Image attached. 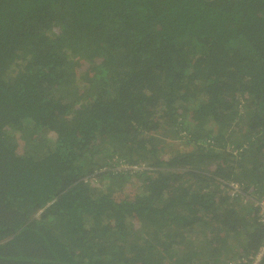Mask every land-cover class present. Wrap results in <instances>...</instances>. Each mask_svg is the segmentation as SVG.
Here are the masks:
<instances>
[{"label":"trees","instance_id":"16d2710c","mask_svg":"<svg viewBox=\"0 0 264 264\" xmlns=\"http://www.w3.org/2000/svg\"><path fill=\"white\" fill-rule=\"evenodd\" d=\"M247 194L264 0H0V264L246 258Z\"/></svg>","mask_w":264,"mask_h":264},{"label":"built area","instance_id":"2783aa9c","mask_svg":"<svg viewBox=\"0 0 264 264\" xmlns=\"http://www.w3.org/2000/svg\"><path fill=\"white\" fill-rule=\"evenodd\" d=\"M230 185L233 188L232 189L233 193L240 192V186L241 185H239L237 183H235V184L231 183ZM246 197L256 207L257 215H258V221L261 224L264 225V198H262V199H255L250 194H247ZM263 256H264V237H263L262 242L259 245V247L257 248V250H256L255 253L250 254L246 258L241 257V258L236 259V260H228V261L222 262L221 264H259Z\"/></svg>","mask_w":264,"mask_h":264},{"label":"rangeland","instance_id":"374dc122","mask_svg":"<svg viewBox=\"0 0 264 264\" xmlns=\"http://www.w3.org/2000/svg\"><path fill=\"white\" fill-rule=\"evenodd\" d=\"M178 148V147H177ZM179 149V148H178ZM202 259L204 260L205 259V257H202Z\"/></svg>","mask_w":264,"mask_h":264}]
</instances>
